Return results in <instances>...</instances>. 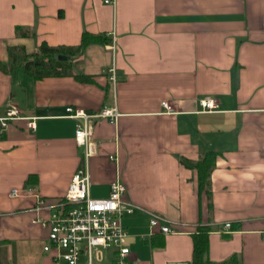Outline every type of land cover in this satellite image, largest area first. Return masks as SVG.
Instances as JSON below:
<instances>
[{
	"label": "crops",
	"instance_id": "crops-1",
	"mask_svg": "<svg viewBox=\"0 0 264 264\" xmlns=\"http://www.w3.org/2000/svg\"><path fill=\"white\" fill-rule=\"evenodd\" d=\"M263 17L264 0H0V61L8 65L13 46L77 45L85 30L107 39L74 58L94 82L0 69V117L10 104L19 109L0 132V264H67L44 251L49 227L33 219L51 216L85 161L68 106L119 112L93 119L87 165L91 196L107 197L120 179L136 205L122 219L128 264H188L200 226L210 228L212 260L264 264ZM16 26L34 34L19 36ZM204 98L217 107L203 110ZM208 150L218 152L211 207L197 169L178 159ZM32 173L40 209L25 191ZM150 212L173 231L152 227Z\"/></svg>",
	"mask_w": 264,
	"mask_h": 264
},
{
	"label": "built area",
	"instance_id": "built-area-1",
	"mask_svg": "<svg viewBox=\"0 0 264 264\" xmlns=\"http://www.w3.org/2000/svg\"><path fill=\"white\" fill-rule=\"evenodd\" d=\"M104 2L115 4L116 0H104ZM262 25L264 26V17ZM111 47L114 48V44ZM200 103L203 110L217 107L216 100L212 98L201 99ZM162 105L167 112L174 111L168 100H163ZM66 111V116L78 119L76 140L85 146V161L72 175L65 195L52 206L51 216L33 219L34 223L49 227L48 241L43 249L52 253L55 260H64L67 264H128L130 252L126 244L128 231L122 219L126 214L132 213L136 205L123 198L126 186L120 179L111 182L107 197L91 196V179L87 165L88 158L95 152L93 119L95 117L114 119L119 112L114 107H104L98 112H87L73 106H68ZM18 113L17 106L10 104L6 114L0 117V131L11 119L17 117ZM30 126L35 127V122H30ZM34 188L31 185L25 186V191L35 194L39 199L38 209L43 208L44 200ZM18 193L17 188H13L10 192L12 196ZM150 213L152 227L159 226L165 233L173 231L170 226L164 224V220L159 215ZM230 226V222L225 224V228ZM107 249H112L111 256L107 253Z\"/></svg>",
	"mask_w": 264,
	"mask_h": 264
},
{
	"label": "trees",
	"instance_id": "trees-1",
	"mask_svg": "<svg viewBox=\"0 0 264 264\" xmlns=\"http://www.w3.org/2000/svg\"><path fill=\"white\" fill-rule=\"evenodd\" d=\"M16 34L19 36H32L30 27L16 26ZM93 42L107 43L102 34L83 31L80 43L77 45H51L43 40L33 52H26L24 46L10 48V65L0 61V69L8 72L13 65L23 66L24 71L34 80L55 76H73L80 82H94V76L76 70L74 58L80 55L86 46ZM1 132V131H0ZM1 134V133H0ZM218 152L208 150L193 160L184 155H179V161L186 167L195 168L198 171L199 192H206L210 198L209 206H212V181L211 174L216 166ZM37 174H30L26 180V186L34 184ZM209 227L200 226L192 237V253L188 264H229L231 261H214L209 256ZM153 243H157L154 238Z\"/></svg>",
	"mask_w": 264,
	"mask_h": 264
},
{
	"label": "rangeland",
	"instance_id": "rangeland-1",
	"mask_svg": "<svg viewBox=\"0 0 264 264\" xmlns=\"http://www.w3.org/2000/svg\"><path fill=\"white\" fill-rule=\"evenodd\" d=\"M21 69L24 71L23 66H21Z\"/></svg>",
	"mask_w": 264,
	"mask_h": 264
}]
</instances>
